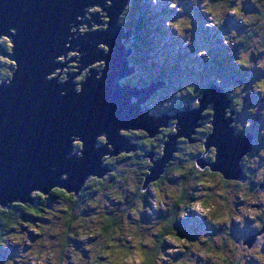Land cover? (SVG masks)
<instances>
[{
  "label": "clouds",
  "instance_id": "obj_1",
  "mask_svg": "<svg viewBox=\"0 0 264 264\" xmlns=\"http://www.w3.org/2000/svg\"><path fill=\"white\" fill-rule=\"evenodd\" d=\"M166 3L173 14L164 26L183 42V48L194 49V58L209 65L215 60L210 47L196 44L199 15L204 18L203 27L226 50L231 66L264 73V0H248L254 10L246 9V0ZM150 4L159 6L161 0H150ZM113 5L114 0L93 3L76 16L80 23L69 25L70 35L64 45L67 51L53 61L65 66L48 72L47 80L66 84L71 79L75 92L81 94L93 70L96 80L103 78L107 59L82 65L85 53L73 41L93 31L109 30L112 15L108 9ZM132 9V2L124 4L118 18L121 26L127 24ZM96 14L99 22L93 18ZM230 16L245 30L231 27L221 31ZM17 32V27H10L0 33V46L6 49L0 51V86H10L21 71L14 39ZM97 47L105 56L111 51V45L103 40ZM213 81L231 99L225 117L237 132L253 128V119L241 118L245 109L250 117H264L260 103L247 102L253 94L264 101V75L255 79L245 76L242 83L226 84L224 76L218 74ZM129 83L127 76L118 81L120 87ZM205 89L188 82L176 88L175 97L189 98L188 106L199 109ZM67 93L68 89L60 90L61 96ZM130 102L135 104L137 97H131ZM172 107L173 101L165 99L158 109L149 104L148 114L155 116ZM201 116L204 118L190 135L180 134V121L175 116L160 125L155 135L143 127H121L120 135L137 145L132 149H118L108 132H100L95 147L103 150V172L88 173L82 184L73 188L63 183L70 175L64 171L57 183L31 188L28 199L0 201V248H16V254L0 258V264H264V126L254 129V146L239 160L243 175L234 177L213 167L219 151L209 142L216 131L215 107L210 104ZM149 134L152 147H144L142 141ZM173 135L176 149L163 170L154 175L156 162L167 154V142ZM70 140L68 158L82 159L84 137L73 133ZM201 158L208 163L202 164ZM190 216L207 227L195 233L182 229L180 221ZM237 226L254 232L255 239L249 242L246 235H238Z\"/></svg>",
  "mask_w": 264,
  "mask_h": 264
},
{
  "label": "water",
  "instance_id": "obj_2",
  "mask_svg": "<svg viewBox=\"0 0 264 264\" xmlns=\"http://www.w3.org/2000/svg\"><path fill=\"white\" fill-rule=\"evenodd\" d=\"M131 1L114 0V5L108 9L112 15L109 30L93 31L73 41L85 53L82 65L86 66L97 58L108 61L103 78L96 80V70H93L84 83L83 93L77 94L71 79L60 84L45 77L55 67L65 66L53 61L55 56L67 51L64 45L70 35L69 25L74 21L79 23L76 16L83 14L89 5L104 4L105 0H0V33L17 27L14 37L16 58L21 63V71L13 83L0 86V201L28 199L31 188L57 183L64 171H69L70 175L63 183L78 188L88 173L105 170L101 167L103 150L95 147L100 132H108L118 149H132L137 145L120 135L121 127H143L155 135L160 125L168 124L175 116L180 121V134L190 135L204 118L201 116L203 109L210 104L216 109V131L209 137V142L219 149L213 167L223 169L229 176L243 175L239 160L252 148L253 137L251 134H237L230 127L231 120L225 117V108L231 104V99L223 88L215 84L207 87L199 109L186 107L175 114L151 116L147 103L164 87L163 80L144 87L131 83L119 86L121 77H131L137 71L130 66L132 51L125 46L131 41L133 31H126L118 23L124 4ZM97 17L98 14L94 15L99 22ZM102 40L111 45L106 56L97 47ZM0 51H6L4 46H0ZM74 75L78 73L70 74ZM61 89H68L67 95L61 96ZM133 96L137 97L135 104L130 102ZM221 99L225 100V106ZM73 133L82 135L86 141L82 159L68 158ZM148 137L151 138L150 134ZM249 137L251 145L248 147ZM176 146V136L173 135L167 142V154L156 162L154 175L163 170ZM201 163L208 161L201 158ZM53 165L55 171H52Z\"/></svg>",
  "mask_w": 264,
  "mask_h": 264
},
{
  "label": "trees",
  "instance_id": "obj_3",
  "mask_svg": "<svg viewBox=\"0 0 264 264\" xmlns=\"http://www.w3.org/2000/svg\"><path fill=\"white\" fill-rule=\"evenodd\" d=\"M133 3V9L129 14V18H128V22L125 26H123L125 28L126 31L128 30H132V36H131V42L127 43L129 46L128 48L131 49L132 53L129 56V61H130V66L135 67L137 70V67L140 69L138 71L140 72H147L149 74H151L152 76H150L149 79L145 78L143 75V81L141 79L136 80L135 78V74H133L131 77H129L130 83L135 85V86H139V87H144L147 86L151 83H155L158 82L160 80H164V87L159 89L148 101L147 106L149 104H152L154 107H156L157 109L159 108V106H157V104L154 102V98L156 96H166L167 94V89L168 86L171 84L170 80L171 77H174L175 80H181L182 82L180 83V86H183L185 84H187L188 82H184L182 79L187 78V75H189V77L193 78V76H195V74H191L189 72V74H187V72L185 73V67L183 64H187V61L185 60L189 54L190 51H194L193 49H186L185 53L186 54H182V55H175L176 61L173 64H177L178 69L171 71L172 69H170L169 67H167L166 65L167 62L165 61V58L163 59V61L160 58H152L155 54H151V56H148L149 53H151V50H153L156 55H159L160 50L158 51L156 49V47L159 48H163L161 43L159 42L158 39L155 38V34L156 32H168L167 30L164 29V20L168 19L171 15H170V9H168V7L163 8L162 11L159 12H154V11H150V10H144V3H147V0H132L131 1ZM245 7L248 10H254L248 3V0H246L245 3ZM163 13V14H162ZM201 16H197L196 17V22H198V20H200ZM201 25L203 26V19H201ZM228 27V30H230L231 27H236V28H241L243 29V31L245 30V26L235 20L234 17H229L226 24ZM201 30V29H200ZM170 33V32H168ZM202 36L206 39V41H208L207 44H205L204 46H208L210 47V49L213 51L214 56H215V60L213 64H205L203 63L202 60H197L196 58H194V55H192L191 57V62L192 63H200L201 65H203V68L201 69L202 71H199V73L196 74V78L198 79V81H201V87H209L210 85H217L214 81L212 82V78L215 75H223L225 78V83L226 84H239L242 83L244 81V77L245 76H250L252 79H255L254 76L251 74V72H249L248 70H238L235 69L233 66L230 65V63L228 62V58H227V54H226V50L223 49L220 46L219 40L216 36H214L212 34V32L208 29H205L204 27L202 28L201 32ZM206 35V37H205ZM179 39V38H178ZM172 43L174 45H169V49H173V47H175V45H177V48L180 47L181 45L179 43H182L181 40L179 39V42L177 41V38L174 37L172 40ZM196 41H198L196 39ZM216 45L215 47H211V45H208L209 43H215ZM156 46V47H155ZM161 53V52H160ZM163 53V52H162ZM159 61H162L164 64V66H160L159 65ZM159 66V67H158ZM144 70V71H143ZM178 71V72H177ZM137 72V71H136ZM177 73V74H175ZM145 74V76H147ZM175 74V75H174ZM146 79V81H145ZM191 79V80H193ZM194 81V80H193ZM198 81H194V83L198 82ZM191 82V81H190ZM205 84H202V83ZM129 83V84H130ZM219 87H221L220 85H217ZM248 86L251 87V80L248 81ZM222 88V87H221ZM225 92V91H224ZM163 97V98H164ZM247 102L250 104H254V103H260L261 101H259L258 96L253 94L250 95L247 98ZM189 105V98H179V100L175 103L173 102V107L169 110H166L162 113H159L157 115H162L165 113H169V114H175L178 111L186 108V107H190ZM212 106H214V104H211ZM245 112H247V110L245 109ZM245 114V113H244ZM244 114L242 115V117H244ZM261 119L257 118L255 123H253V128L252 129H247L244 132H237V130L235 129L237 134H251L252 135V147L254 146V129L256 127H262L261 124ZM140 135L143 136V133H141ZM149 140L150 138L148 136H145L142 143L144 144V147H152V145L149 144ZM133 143V142H132ZM149 155L154 154L152 152L148 153ZM180 227L182 229H186L188 232L190 233H195L198 232L200 230H203L204 228H206L207 226L203 224L202 221L197 220L194 217H189L186 220H182L180 221ZM212 230V229H210ZM3 248H0V255H2L3 257L5 256V258L7 257L6 254H4L3 252ZM2 256H0V258H2Z\"/></svg>",
  "mask_w": 264,
  "mask_h": 264
},
{
  "label": "rangeland",
  "instance_id": "obj_4",
  "mask_svg": "<svg viewBox=\"0 0 264 264\" xmlns=\"http://www.w3.org/2000/svg\"><path fill=\"white\" fill-rule=\"evenodd\" d=\"M142 1V0H141ZM148 2L147 3H144L145 4V6H144V10H150V11H154V12H159L160 13V11H162L163 10V8H165V7H167V3H166V0H161V4L159 5V6H152L151 4H150V0H147ZM189 8H190V5H187ZM171 13H170V15H172L173 14V10H171L170 11ZM163 14V13H162ZM98 19H99V17H97ZM201 19H204L203 17H200ZM201 19L200 20H198V22L199 23H197L196 22V34H195V39H197L198 41H196V44H197V46H200V45H205V44H207L208 43V41H206V39L202 36V34L200 33L201 32V30H202V28H203V26L201 25ZM166 20V19H165ZM164 20V21H165ZM164 29L165 30H167L168 32H170V33H168V32H165V33H163V32H156V34H155V38L156 39H158L159 40V42L161 43V45H162V47L163 48H157L156 46V49L159 51L160 50V52H159V55L157 56L156 55V53L153 51V50H151V53H149L148 54V56H151V54H155L153 57H151L150 59H152V58H160L162 61H163V59L165 58V61L167 62V64L168 65H166L167 67H169L170 69H172V68H174V70H177L178 69V67L179 66H177V64H173L175 61H176V58H175V55L176 56H178V55H182V54H186L185 53V50H186V48H183L182 47V44H183V42L182 43H179L181 46L180 47H178L177 48V45H175V47H173V49H169V45H174L173 43H172V39L174 38V37H176L177 38V41L179 42V39H178V37L175 35V33L174 32H172V31H170L169 29H167L165 26H164ZM201 29V30H200ZM241 31H243V29H241V28H239ZM224 30H228V27L226 26V25H224V28L223 29H221V31H224ZM205 37H206V35H205ZM131 39V38H130ZM129 43L131 42V41H128ZM127 42V43H128ZM208 45H211V47H215V46H217L216 45V42L215 43H209ZM216 48V47H215ZM217 49V48H216ZM194 50V49H193ZM218 50V49H217ZM163 52V53H162ZM193 53H194V51H190L189 52V54H187L188 55V57L185 59L186 61H187V64H183L184 65V67H185V73L187 72V74H189V72L191 73V74H195V76H193L194 77V79L193 78H191V77H189V75H187V78H185V80H184V78L182 79L184 82H194V81H198V79H195L196 78V74L197 73H199V71H202L201 69L203 68V65H201L200 63H192V64H190V60H191V58H193V57H191L192 55H193ZM194 59V58H193ZM157 60V59H156ZM162 61H159L158 63H159V65L162 67V66H164V64H162L163 62ZM159 67V66H158ZM138 70H140L138 67H137V72L135 73V78H136V80H138V79H141L142 81H143V78L145 77V78H147V79H149L150 78V76H152L151 74H149L148 72H147V74H146V72H140V71H138ZM144 71V70H143ZM171 71H173V69L171 70ZM178 72V71H177ZM145 74L147 75V76H145ZM175 74H177V73H175ZM174 74V75H175ZM251 74L254 76V78H257V75H264V73H259V72H251ZM143 75H144V77H143ZM191 79H193V80H191ZM145 81H146V79H145ZM160 81H162V80H160ZM171 82V84L168 86V89H167V94H166V96L164 97V96H156L155 98H154V102L157 104V106H159L161 103H162V101L163 100H165V99H170V100H172L173 102H177L178 100H179V98H176L175 97V90H176V88H178L179 87V85H180V83L182 82L181 80H175V78L174 77H171V80H170ZM196 83H201V81H198V82H196ZM202 84H205L204 82L202 83ZM200 86H203V85H201V84H199ZM164 97V98H163ZM222 100V99H221ZM221 103H222V105L223 106H225L226 105V102H225V100H222L221 101ZM260 104H261V106L262 107H264V101H261L260 102ZM142 105H144V104H142ZM242 119H248V118H251V119H253V121H254V123H255V121H256V119L257 118H260L262 121H261V124H262V126H264V117H259V116H257V117H250L249 115H248V113L247 112H245V114H244V117H241ZM229 119V118H228ZM200 120V119H199ZM198 122V120L196 121V123ZM182 129H180V131H181ZM247 141L248 142H246V145L249 147L250 145H251V139H250V137L249 138H247ZM235 174H238V172L237 171H235ZM191 217V216H190ZM235 231L237 232V234L238 235H246L247 237H248V241L249 242H251V241H253L254 239H255V233L254 232H248V230L247 229H244V230H241V229H239V227L237 226V228L235 229ZM252 233H254V234H252ZM252 238V239H251ZM254 238V239H253ZM250 239H251V241H250ZM3 252H4V254H6V256L7 257H10V256H13V255H15L16 254V248H14V247H9V248H7V249H5V250H3ZM0 256H2V255H0ZM6 257V258H7ZM2 258H5V256L3 257L2 256Z\"/></svg>",
  "mask_w": 264,
  "mask_h": 264
},
{
  "label": "bare ground",
  "instance_id": "obj_5",
  "mask_svg": "<svg viewBox=\"0 0 264 264\" xmlns=\"http://www.w3.org/2000/svg\"><path fill=\"white\" fill-rule=\"evenodd\" d=\"M94 18V17H93ZM80 23V22H79ZM70 74H72V73H70ZM153 153V152H152Z\"/></svg>",
  "mask_w": 264,
  "mask_h": 264
},
{
  "label": "flooded vegetation",
  "instance_id": "obj_6",
  "mask_svg": "<svg viewBox=\"0 0 264 264\" xmlns=\"http://www.w3.org/2000/svg\"><path fill=\"white\" fill-rule=\"evenodd\" d=\"M252 234H254V233H252Z\"/></svg>",
  "mask_w": 264,
  "mask_h": 264
}]
</instances>
